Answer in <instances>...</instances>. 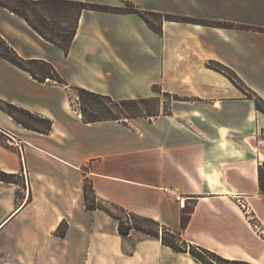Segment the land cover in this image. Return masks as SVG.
Masks as SVG:
<instances>
[{"label": "crops", "instance_id": "crops-1", "mask_svg": "<svg viewBox=\"0 0 264 264\" xmlns=\"http://www.w3.org/2000/svg\"><path fill=\"white\" fill-rule=\"evenodd\" d=\"M67 1L131 3L239 28L163 21L160 34L137 14L86 10L65 54L0 8L9 45L65 81L40 83L0 57V101L53 122L43 134L0 110V170L21 180L0 181V264H202L141 232L121 236L117 220L87 208L86 183L98 202L154 219L194 246L264 264V112L256 103L264 102V0ZM210 64L232 70L246 89ZM75 88L115 101L159 99L160 112L85 123L72 106ZM163 97L172 98L168 111Z\"/></svg>", "mask_w": 264, "mask_h": 264}, {"label": "trees", "instance_id": "trees-1", "mask_svg": "<svg viewBox=\"0 0 264 264\" xmlns=\"http://www.w3.org/2000/svg\"><path fill=\"white\" fill-rule=\"evenodd\" d=\"M0 8L7 9L8 11L19 16L27 22V24L43 39L56 45L65 54H68L72 41L74 40L78 28V23L81 14L86 11H98L105 13L114 14H137L139 15L154 31L162 33L161 25L156 26L153 24L149 17H158L163 21H175L183 23H199L203 25H214L217 27L236 29L239 28L234 24L229 23H208L203 21H196L185 17L155 14L142 11L131 3H126L125 7H111L105 5L90 4L78 1H67V0H0ZM37 8L41 9L44 14L37 12ZM34 17L38 19L35 21ZM75 24L72 26V31L68 34H51L49 32L48 24L44 19H53L54 16L58 18L69 19L71 16L74 19ZM263 31V30H262ZM0 57L21 70L29 73L31 77L40 82L46 83L48 80L57 84H65L64 79L58 73L56 68L47 61L44 60H26L22 58L16 50L9 45V43L0 34ZM210 67L225 74L238 88L245 90L246 87L242 80L230 69L221 65L210 64ZM79 94V110L85 123H96L102 121H119L125 122L128 119H134L138 117H154L160 112V100L159 99H139V100H123L115 101L109 96L96 94L87 91L82 88H75ZM148 103H156L159 107L158 110L150 112H140L138 106L145 105ZM258 110L264 112V102L259 98H256ZM0 110L11 116L18 124L24 128L37 131L43 134H49L53 127V122L34 114L28 110L19 108L13 104L5 101H0ZM17 112H20L28 116L31 120L37 122L36 124L22 120L17 116ZM16 178L14 175L7 174L0 170V181L4 183H16L13 179ZM85 200L86 206L89 210H103L108 213L112 218L118 221V231L121 236L127 237L132 232H141L149 237L161 240L164 246L171 248L173 251L178 253H189L194 259L202 264H248L242 261H230L222 258L221 256L213 253L207 249L199 246H194L183 239L181 232H172L168 228L163 227L158 221L132 214L115 204H110L113 210L118 211L121 216L114 214L111 209L102 206L98 203L97 197L91 184L86 183L85 189ZM191 212L184 211L181 217V227L185 230L189 224ZM150 225L145 226L144 224ZM177 243H181L182 246H178ZM205 257H209L211 260L208 261Z\"/></svg>", "mask_w": 264, "mask_h": 264}, {"label": "rangeland", "instance_id": "rangeland-1", "mask_svg": "<svg viewBox=\"0 0 264 264\" xmlns=\"http://www.w3.org/2000/svg\"><path fill=\"white\" fill-rule=\"evenodd\" d=\"M36 1H39V0H36ZM15 2H19V0H15ZM36 10H37L38 13L44 14L43 11H41V9L37 8ZM30 15L33 16V19L35 21H38V19L36 17H34V15L32 13H30ZM72 17L73 16H71L67 20H64V18H58V17H55L54 16L53 19H44V20H46V23L48 24L49 32L51 31L50 32L51 34H55L56 35V34H60L61 33V34H66L67 35L68 32H71L72 31L71 28L75 24V14H74V19ZM149 19L156 26H159V24L161 22L160 18H158V17L150 16ZM48 82H51V81L48 80ZM70 95H71V100H72V106L76 110H78L80 112V110H79V104H78V100H79V94H78V92L75 89H71L70 90ZM162 100H163V103L165 104L164 111H168V107H169V104L172 101V98L171 97H163ZM138 108H139V111L140 112H145L146 110H149L150 112H154V111H156V110L159 109V107L157 106L156 103H148V104H145V105H139ZM16 114L22 120H25L27 122L34 123V124L37 123V122L31 120L28 116H26V115H24V114H22L20 112H17ZM0 141L5 144L4 137L0 136ZM13 180L15 182H20L21 181L19 178H14ZM98 203L100 205H102V206L107 207L108 209H111L114 212V214H116L118 216H121V214L118 211L113 210L110 205H108V204H102L101 202H98ZM185 210L188 211V212H192V206L191 205H188V207ZM144 225L145 226H148V227L150 226L148 224H144ZM60 233L62 234V231H60ZM177 244H178V246H182L181 243H177ZM205 258L208 261L211 260L209 257H205Z\"/></svg>", "mask_w": 264, "mask_h": 264}, {"label": "built area", "instance_id": "built-area-1", "mask_svg": "<svg viewBox=\"0 0 264 264\" xmlns=\"http://www.w3.org/2000/svg\"><path fill=\"white\" fill-rule=\"evenodd\" d=\"M240 205L244 207L243 203L241 201H239Z\"/></svg>", "mask_w": 264, "mask_h": 264}, {"label": "bare ground", "instance_id": "bare-ground-1", "mask_svg": "<svg viewBox=\"0 0 264 264\" xmlns=\"http://www.w3.org/2000/svg\"><path fill=\"white\" fill-rule=\"evenodd\" d=\"M196 49V48H195Z\"/></svg>", "mask_w": 264, "mask_h": 264}]
</instances>
